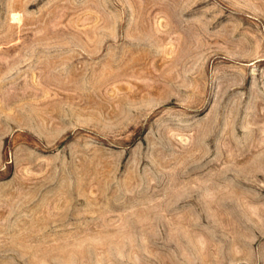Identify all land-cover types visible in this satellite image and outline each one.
<instances>
[{"label": "rangeland", "instance_id": "obj_1", "mask_svg": "<svg viewBox=\"0 0 264 264\" xmlns=\"http://www.w3.org/2000/svg\"><path fill=\"white\" fill-rule=\"evenodd\" d=\"M0 264H264V0H0Z\"/></svg>", "mask_w": 264, "mask_h": 264}]
</instances>
